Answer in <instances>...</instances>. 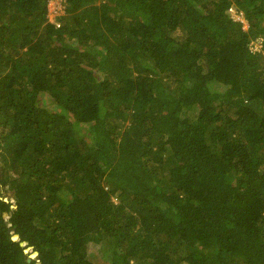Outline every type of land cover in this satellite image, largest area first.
Returning a JSON list of instances; mask_svg holds the SVG:
<instances>
[{
	"label": "trees",
	"instance_id": "trees-1",
	"mask_svg": "<svg viewBox=\"0 0 264 264\" xmlns=\"http://www.w3.org/2000/svg\"><path fill=\"white\" fill-rule=\"evenodd\" d=\"M50 1L0 0V264H264V0Z\"/></svg>",
	"mask_w": 264,
	"mask_h": 264
},
{
	"label": "rangeland",
	"instance_id": "rangeland-1",
	"mask_svg": "<svg viewBox=\"0 0 264 264\" xmlns=\"http://www.w3.org/2000/svg\"><path fill=\"white\" fill-rule=\"evenodd\" d=\"M65 14V0H51L49 2L48 6V21L51 23H56L57 27H59L58 17ZM231 17L243 22L245 29L248 28V23L243 16L241 12H238L237 9H234V13H231ZM257 42V41H256ZM255 42V43H256ZM256 46V45H255ZM259 46V45H257ZM3 195L6 196L5 200L10 201L12 204H14V199L11 195V193L7 192L6 190L3 192ZM8 196V197H7ZM5 218H8L5 216ZM82 252L84 255H87L92 263L96 264H104L106 263L105 256H103V251L101 252V248L97 247L93 244L90 238H84L82 239ZM29 254H33V248L29 249ZM38 255L33 257V259H36Z\"/></svg>",
	"mask_w": 264,
	"mask_h": 264
},
{
	"label": "water",
	"instance_id": "water-1",
	"mask_svg": "<svg viewBox=\"0 0 264 264\" xmlns=\"http://www.w3.org/2000/svg\"><path fill=\"white\" fill-rule=\"evenodd\" d=\"M4 216H7V214L5 213ZM19 235H14L13 236V240L14 241H18L19 240ZM21 245L24 247L25 246V243H21ZM30 248H25V253L29 254V250ZM36 255H38V252H34L33 254L30 255V259L29 261H31V259H33V257H35Z\"/></svg>",
	"mask_w": 264,
	"mask_h": 264
},
{
	"label": "built area",
	"instance_id": "built-area-1",
	"mask_svg": "<svg viewBox=\"0 0 264 264\" xmlns=\"http://www.w3.org/2000/svg\"><path fill=\"white\" fill-rule=\"evenodd\" d=\"M230 12L233 14L234 13V9H230ZM257 44H255L256 46L253 45L252 49L255 50V51H260V46H257Z\"/></svg>",
	"mask_w": 264,
	"mask_h": 264
}]
</instances>
